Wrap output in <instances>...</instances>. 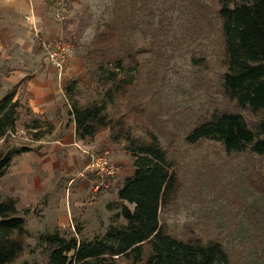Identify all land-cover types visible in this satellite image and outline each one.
Wrapping results in <instances>:
<instances>
[{"label":"rangeland","instance_id":"1","mask_svg":"<svg viewBox=\"0 0 264 264\" xmlns=\"http://www.w3.org/2000/svg\"><path fill=\"white\" fill-rule=\"evenodd\" d=\"M29 2L38 3L44 11L43 18L38 17L40 23L36 19L29 21L26 14L23 24L17 12L14 16L7 10L8 1L0 5L5 7L0 27H11L3 35L4 48L0 53V101L15 89L6 85V77L12 72H46V65L37 51L43 37L50 34L65 37L73 43L74 52L69 67L46 72L54 77L56 95L59 88L64 87L57 96L56 106L46 116L32 112L26 95L16 98L21 102V118L16 130L0 139V155L25 146L36 147L35 133L44 134L48 139L66 133V126L72 119L68 112L70 103L76 101L80 106H88L101 101L105 89L93 75L97 68L88 54L108 23L129 22L132 13L138 27L131 30L127 24L125 41L140 51L137 58L141 71L123 73L133 78L137 86L131 88L130 97L110 105V109L130 112L129 122L134 127L151 125L168 150L180 186L173 201L162 209V224L180 238L198 236L206 242H221L229 254V264H264V155L229 153L217 140L207 139L197 144L186 141L196 123L216 107H235L225 99L220 87L224 39L217 0ZM3 54L11 58L6 59ZM194 56L207 59L208 68L195 67ZM241 112L250 125L259 120L249 109ZM46 118L53 121L55 128L47 124ZM35 124L39 125L38 130L32 128ZM49 130L52 132L46 134ZM106 132L110 134L109 130L100 134ZM136 133L144 134L141 128ZM110 146H101L92 155L109 151L118 173L110 179L96 173L99 202L93 200L94 205L89 216L83 219L84 223H76L75 230L65 229L70 234H75L79 228L83 231L79 237L91 239L103 236L114 222L125 223L123 217L117 216L121 211L118 192L126 178L135 173V158L127 142H112ZM5 193V184L0 178V200L10 198ZM130 207L134 209L135 205ZM41 226L45 228L39 220H31L29 228ZM28 243L30 247L15 264L25 261L46 264V257L36 248V232ZM32 248H36L35 252Z\"/></svg>","mask_w":264,"mask_h":264},{"label":"trees","instance_id":"2","mask_svg":"<svg viewBox=\"0 0 264 264\" xmlns=\"http://www.w3.org/2000/svg\"><path fill=\"white\" fill-rule=\"evenodd\" d=\"M217 4L224 39L220 87L225 99L235 107H216L196 123L186 141L197 144L217 140L229 153L264 155V0H217ZM130 14L129 22L108 23L88 54L97 68L93 75L105 89L101 101L88 106H80L76 101L69 104V114L76 122L80 139L94 140L109 130L112 142L128 143L135 158V173L119 189L121 211L117 215L125 223L114 222L103 236L91 239L79 237L83 234L79 228L78 235L57 229L40 234L36 248L46 257V264H229V254L221 242H206L198 236L180 238L162 224V209L173 201L180 186L168 150L151 125L134 127L129 122L130 112L110 109V105L130 97L131 88L137 86L133 78L123 73L141 71L137 58L140 51L125 41L127 24L131 30L138 27ZM206 63L205 58L193 57L195 67L207 69ZM17 95L15 88L0 101V139L14 132L21 118ZM245 109L259 116L255 125H250L241 112ZM46 122L55 128L53 121ZM32 128L40 127L35 124ZM139 128L143 135L136 133ZM43 135L35 133V138L39 140ZM30 150L31 147L25 146L1 154L0 177L9 172L15 156ZM29 211L20 210L15 198L0 200V264H15L30 247Z\"/></svg>","mask_w":264,"mask_h":264},{"label":"crops","instance_id":"3","mask_svg":"<svg viewBox=\"0 0 264 264\" xmlns=\"http://www.w3.org/2000/svg\"><path fill=\"white\" fill-rule=\"evenodd\" d=\"M6 1L9 2L7 10L14 16L17 12L18 17L23 19V24L26 14L29 21L31 19L35 22L36 19L39 23V18L45 15L38 3L31 4L29 0H0V5ZM4 8L0 7V22L4 17L2 15ZM10 28L0 27V53L4 48L3 35ZM47 36L55 37V34ZM38 46L37 51L43 58L46 72L51 69L57 72L58 69L46 56L41 40ZM2 56L6 59L11 58L4 54ZM70 62L65 69L69 67ZM46 72L31 74L20 70L6 77V85L18 88L17 97L26 95L32 112L43 116L54 109L59 100L57 96L64 89L59 88L56 95L53 87L54 77H50V72ZM65 82L66 80L62 81V86ZM71 118L70 124L66 126L68 127L66 133L54 139L43 137L36 140L38 145L28 152L15 156L9 172L0 177L5 184V194L19 201V209H30L27 214V229L31 236L33 232L39 236L57 229L75 230L76 223H84L83 219L89 216V211L94 205L93 200H96L97 204L99 202L97 192L99 180L97 181L98 177L89 165L93 152L99 150L101 146L111 147L110 134L109 132L99 134L94 140L80 139L77 135L76 122L72 116ZM31 220L33 222L39 220L45 228L41 226L30 229Z\"/></svg>","mask_w":264,"mask_h":264},{"label":"built area","instance_id":"4","mask_svg":"<svg viewBox=\"0 0 264 264\" xmlns=\"http://www.w3.org/2000/svg\"><path fill=\"white\" fill-rule=\"evenodd\" d=\"M41 45L50 63L58 70H63L70 62L73 52V43L65 37H43ZM89 168L100 177H115L118 168L109 158V151L102 154L92 155Z\"/></svg>","mask_w":264,"mask_h":264}]
</instances>
